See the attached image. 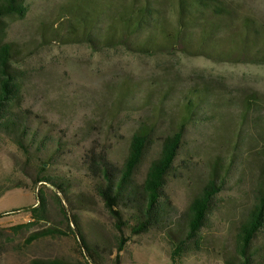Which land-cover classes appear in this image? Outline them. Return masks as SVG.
<instances>
[{
    "label": "rangeland",
    "instance_id": "1",
    "mask_svg": "<svg viewBox=\"0 0 264 264\" xmlns=\"http://www.w3.org/2000/svg\"><path fill=\"white\" fill-rule=\"evenodd\" d=\"M16 1L22 12L0 19V45L16 51L9 63L11 100L32 127L60 145L53 162L42 166L0 133V264H173L175 240L168 232L131 236L129 228L118 230L87 162L103 157L118 170L132 136L147 124L149 145L134 173L141 182L162 139L179 126L182 101L192 89L206 95L183 129L164 186L174 227L185 225L191 201L213 178L218 192L203 231L205 248L175 255L174 264H224L215 246L225 239L232 246L234 229L264 195V64L226 60L223 51L243 20L264 39V0H225L234 13L216 23L217 32L208 29L214 18L201 16L186 45L160 43L148 52L133 44L105 46L100 36L140 5L172 29L177 0ZM64 26L73 33L93 26L99 34L93 43L57 37L53 31L65 35ZM206 31L207 44L200 42ZM42 176L65 180V193L38 183ZM253 246L264 254V228ZM253 264H261L257 256Z\"/></svg>",
    "mask_w": 264,
    "mask_h": 264
},
{
    "label": "trees",
    "instance_id": "2",
    "mask_svg": "<svg viewBox=\"0 0 264 264\" xmlns=\"http://www.w3.org/2000/svg\"><path fill=\"white\" fill-rule=\"evenodd\" d=\"M78 7V5H76ZM22 4L16 0H0V19L12 13L22 12ZM234 9L231 3L225 0H177L175 13V27L169 29L164 20L154 19L153 11L149 5L133 6L121 13L117 20L110 23L104 30V36H100L105 46L133 44L139 50L148 52L158 49L160 43L174 45H186L190 42L188 30L199 26L203 16H208L213 21L208 29L217 32L219 27L216 23L224 19H230ZM202 16V17H201ZM60 26L59 29H61ZM86 30L73 31L68 26L63 35L60 30L53 33L57 37H79L82 41L93 43L95 35L99 34L97 28L86 26ZM79 28V27H77ZM80 28H84L81 25ZM101 31V30H100ZM102 33V32H101ZM206 31L200 42H209L210 38ZM236 39H230V46L223 51L226 60L237 58L244 62L264 64V39L261 32L248 23L241 21V32ZM204 40V41H203ZM159 41V42H158ZM16 51L11 45H0V133L10 137L22 150L25 156H34L42 161V166L50 164L59 152V143L51 141L37 128L32 127L28 121V115L21 109H15L12 102L15 80L9 71L11 58L15 57ZM6 76V77H5ZM11 76V77H10ZM205 91L190 90L182 101V112L179 126L171 135L165 136L160 144V152L154 159L141 182L135 180L134 173L138 167L147 146L149 145L150 129L143 124L131 138L129 150L123 165L118 169L109 166L103 157L88 159L87 169L96 178L97 193L103 200L106 209L119 224L121 232L124 227L129 228L131 236H137L155 230L168 232L174 240L173 256L170 260L174 264L175 255H181L187 250L205 248L203 233L208 228L207 221L211 213V201L218 192L217 180L212 181L202 189L199 196L195 197L188 208L185 225L174 227L172 221V205L164 199V186L169 171L174 163L183 137V129L193 120L194 109L201 104ZM149 127V126H148ZM50 142H49V141ZM51 150V152H50ZM39 156L44 158L39 159ZM92 165V166H91ZM63 179L50 176H42L38 183L50 186L57 192L65 193L67 189ZM264 195L260 194L256 205L247 218H243L234 229L232 246H228L227 240L223 241L216 251L220 252L224 264H253L256 256L261 264H264V254L254 248L253 243L256 235L264 228ZM37 200H41L37 195ZM35 211V208L33 209ZM124 216L128 217L124 225ZM172 226V228H171ZM171 228V229H170ZM176 235L174 234V232ZM206 236V237H205ZM126 241L122 240L118 245V252L123 248ZM211 244V243H210ZM214 246V245H212ZM34 264H66L62 261H35Z\"/></svg>",
    "mask_w": 264,
    "mask_h": 264
}]
</instances>
